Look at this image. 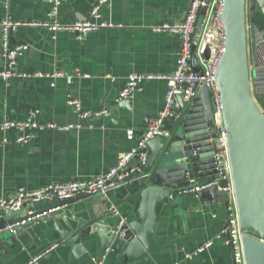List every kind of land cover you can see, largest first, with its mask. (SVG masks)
I'll return each instance as SVG.
<instances>
[{"label": "crops", "instance_id": "crops-1", "mask_svg": "<svg viewBox=\"0 0 264 264\" xmlns=\"http://www.w3.org/2000/svg\"><path fill=\"white\" fill-rule=\"evenodd\" d=\"M91 1L62 0L52 16V0H0V22L48 21L52 17L61 22L84 19L91 10ZM188 4L189 0H106L98 6V19L113 26L101 27L81 37L72 32L53 35L48 29L35 26L11 30L9 45L29 46L16 58V70L31 75L0 79V121L24 119L35 112L41 123L76 127L48 128L27 143H17L18 132L14 130L0 131V198L13 194L19 187L34 189L97 176L115 166L124 153L137 145L139 135L164 106L167 84L165 80L150 79L140 82L130 97L121 99L119 92L129 74L173 72L180 56L181 37L154 31L153 26L182 20ZM246 14V64L252 91L254 60L260 66L264 64V35L261 21L258 19L253 24L248 10ZM2 58L1 45L0 69L5 67ZM38 72L47 76L36 75ZM53 73L63 75L51 76ZM68 75L70 81L66 79ZM69 99L78 101L83 109L108 111L100 118L81 119L68 103ZM128 128L134 130L136 139H127ZM129 164L136 165L137 159L132 158ZM126 187L123 185L115 192L118 198L115 207L129 221L136 219L139 198L126 197ZM237 194L248 224L247 218L253 217V210L264 200L252 194L244 174ZM229 197L221 191L220 202L193 195L160 205L154 233L148 238L147 256L128 264H232L231 249L220 235L227 218L224 202ZM112 206L105 196H95L92 200H78L68 209L60 207L53 213H65L57 222L62 230L69 232L90 228L96 221L117 220L121 214L113 212ZM257 213L261 215L259 209ZM55 224L56 221L47 220L26 228L8 250L0 248V264H35L29 263L30 256L58 237ZM257 225L262 226L259 222ZM208 241L211 245L199 250ZM72 244H80L83 253L75 255ZM106 249L111 248L102 246L94 233H81L73 243L64 240L50 247L47 253L42 252L39 263L125 264L124 255Z\"/></svg>", "mask_w": 264, "mask_h": 264}, {"label": "water", "instance_id": "water-1", "mask_svg": "<svg viewBox=\"0 0 264 264\" xmlns=\"http://www.w3.org/2000/svg\"><path fill=\"white\" fill-rule=\"evenodd\" d=\"M98 3L99 0H92L89 9ZM246 10L253 24L262 19L260 28L264 35V0H223L222 21L226 42L215 79L222 98V118L228 137L233 193L239 213L245 264H264V236H261L264 235V201L257 207L261 215L254 209L253 217L248 216L246 224V216H243L237 194V188L241 187V175L244 174L252 194L264 200V64L260 66L254 60L251 91L246 64ZM204 12L205 7H202L200 13L203 15ZM201 19L200 17L199 22ZM10 32L11 29L8 30L9 38ZM74 34L77 35L78 32ZM2 43L3 34L0 46ZM209 54V48L206 47V59ZM191 63L194 71L201 74V66L195 57L191 58ZM191 87L195 94L190 102L182 101L179 95L180 115L176 120L165 123V127L171 131L170 136H156L147 141L149 153L139 171L130 172L117 182L114 188L104 193H79L70 197L43 199L23 204L18 211L5 210L0 218V248L8 250V247L18 242L19 236L26 228L36 223L28 221L11 230L7 229L10 224L23 219L27 211H39L47 207L68 209L78 200H92L95 196H105L111 205L115 206L118 200L115 192L126 185V197L139 198L136 203V219L126 220L122 217L124 212L116 207L121 214L117 220L108 223L96 221L90 228L67 232L62 230L57 222L65 213L61 211L49 214L37 222L56 221L54 227L58 237L41 252L30 256V259L64 240L75 242L81 233H94L102 246L111 248L113 254L124 255L125 264H128L147 256L148 238L154 233L160 205L171 199L180 200L193 195L201 200L220 202L219 188L227 185L228 180L220 178L214 164V143L218 129L214 119L211 92L206 86L197 87L196 82L191 83ZM95 117L100 118L102 115ZM206 184L209 185L199 190L184 192L188 188ZM224 205L227 206V202H224ZM258 222L262 224L261 227H258ZM227 223L226 218L223 228ZM225 234L229 237V229ZM228 247L230 248V245ZM72 248L75 255L84 251L80 244H72ZM39 260L36 264H40Z\"/></svg>", "mask_w": 264, "mask_h": 264}, {"label": "built area", "instance_id": "built-area-1", "mask_svg": "<svg viewBox=\"0 0 264 264\" xmlns=\"http://www.w3.org/2000/svg\"><path fill=\"white\" fill-rule=\"evenodd\" d=\"M62 0H52L53 9L51 15L54 16L57 7ZM106 0H99L97 6H94L89 15L84 19H76L70 22H61L57 18L52 17L48 21H31V22H12L3 20L0 22V29L3 34L2 56L5 59V67L0 69V79L8 80L10 78H23L31 74L16 70V58L23 55L28 50V45L24 43L9 45L8 30H14L18 26H35L47 28L53 35L58 32H78L77 36L81 37L85 33L96 31L101 27H112L111 22L99 21L98 6ZM205 7L202 15L200 9ZM223 0H189L188 9L182 20L173 23H162L153 26V30L157 32H169L177 34L181 37L182 45L180 56L177 58L175 69L169 74H137L132 73L126 77V81L119 92V98L130 97L140 82L150 79L165 80L167 90L165 94V102L162 110L158 113L148 126L142 131L138 137V143L129 151L124 153L117 164L109 168L106 172L84 179H72L64 182L51 183L45 186L26 189L19 187L13 194L0 198V218L4 211L11 209L18 211L23 204L39 201L43 199H53L70 197L79 193H88L90 195L104 193V191L114 188L117 182L121 181L127 174L133 171H139L140 166L145 162L148 156L147 141L156 136H170V129L165 127L166 122L176 120L180 115V105L178 96L181 100L189 103L195 91L192 90L191 83L196 82L197 87L206 86L211 92L212 104L214 108V118L218 129V135L214 143V164L220 178L228 180V184L220 187L219 190L230 195L227 201V225L223 228L220 235L223 236L226 245H230L232 259L234 264H245L241 234L239 225V213L233 193L232 176L228 155V137L222 118V98L220 89L215 79V72L220 63L224 51L226 35L222 21ZM202 18L199 22V18ZM209 48V57L205 58V48ZM195 57L201 66V74H197L191 63V58ZM40 76H47L43 73H35ZM63 75L62 73H53L51 76ZM67 81L71 80V76H66ZM68 103L74 106L78 116L81 119L95 117L107 113L106 108L99 110L83 109L80 103L74 99H69ZM75 125L68 124L66 126H56L54 123H41L37 120L35 112H30L24 119H4L0 121V131L6 132L14 130L18 132L15 141L17 143H27L36 137L38 133L45 129L58 128L59 130H67L74 128ZM128 140L136 139V133L132 128L126 130ZM137 159L136 165H130L132 158ZM209 184L188 188L184 192H193L199 190ZM60 207H47L39 211H27L26 216L20 221L10 224L7 229L11 230L20 224L28 221L37 222L38 219L47 216ZM112 211L117 213L115 206ZM229 229V237L225 234ZM211 245V241L205 243L199 250ZM49 249L45 250L47 253ZM111 249H106V252ZM44 253L34 256L29 263H35L42 257ZM95 264H103L101 261Z\"/></svg>", "mask_w": 264, "mask_h": 264}, {"label": "rangeland", "instance_id": "rangeland-1", "mask_svg": "<svg viewBox=\"0 0 264 264\" xmlns=\"http://www.w3.org/2000/svg\"><path fill=\"white\" fill-rule=\"evenodd\" d=\"M246 20H247V14H246Z\"/></svg>", "mask_w": 264, "mask_h": 264}, {"label": "trees", "instance_id": "trees-1", "mask_svg": "<svg viewBox=\"0 0 264 264\" xmlns=\"http://www.w3.org/2000/svg\"><path fill=\"white\" fill-rule=\"evenodd\" d=\"M262 22V19H259Z\"/></svg>", "mask_w": 264, "mask_h": 264}]
</instances>
